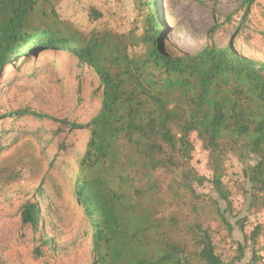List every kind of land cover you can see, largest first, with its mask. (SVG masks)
Wrapping results in <instances>:
<instances>
[{
    "label": "trees",
    "instance_id": "trees-1",
    "mask_svg": "<svg viewBox=\"0 0 264 264\" xmlns=\"http://www.w3.org/2000/svg\"><path fill=\"white\" fill-rule=\"evenodd\" d=\"M61 2L0 0V68L56 49L98 76L101 107L87 124L75 186L92 226V264H227L212 220L233 230L223 180L230 155L242 164L251 205H264V60L233 42L181 52L163 35L157 0H134L138 14L127 29L92 6L97 24L87 30L62 16ZM193 134L209 152L215 194L199 190L206 180L191 162ZM19 175L0 166L1 182ZM40 208L26 203L22 225L37 232ZM237 222L246 227V217Z\"/></svg>",
    "mask_w": 264,
    "mask_h": 264
},
{
    "label": "rangeland",
    "instance_id": "rangeland-1",
    "mask_svg": "<svg viewBox=\"0 0 264 264\" xmlns=\"http://www.w3.org/2000/svg\"><path fill=\"white\" fill-rule=\"evenodd\" d=\"M245 1L157 0L161 30L183 53H195L208 43L223 47L233 42L242 54L264 60V0ZM92 6L103 8L107 17L113 14L112 22L121 29L131 27L138 14L134 0H62L58 9L87 30L97 24L88 16ZM216 23L220 28L210 41ZM101 98L96 73L64 50H46L0 68V166L20 172L16 180L0 181V264L93 263L92 226L75 186L90 137L87 124L99 112ZM191 141V162L206 180L199 190L215 194L208 181L214 175L209 152L196 134ZM223 180L233 230L229 233L218 219L212 220L216 251L227 264H261L262 230L253 241L256 229L248 224L240 228L237 221H248L264 205H251L242 164L234 155L226 161ZM28 202L41 206L37 232L22 225ZM238 243L245 246L243 252ZM39 246L42 255L36 256ZM254 252L258 258L253 263Z\"/></svg>",
    "mask_w": 264,
    "mask_h": 264
},
{
    "label": "built area",
    "instance_id": "built-area-1",
    "mask_svg": "<svg viewBox=\"0 0 264 264\" xmlns=\"http://www.w3.org/2000/svg\"><path fill=\"white\" fill-rule=\"evenodd\" d=\"M248 227L252 229H261L262 230V236H261V245H260V251L259 254L261 256V264H264V211L262 212H256L252 214L248 221H247Z\"/></svg>",
    "mask_w": 264,
    "mask_h": 264
}]
</instances>
